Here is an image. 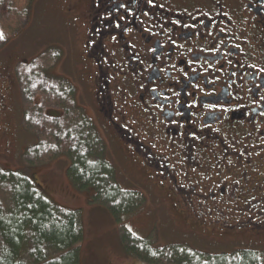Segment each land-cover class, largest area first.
Segmentation results:
<instances>
[{
  "label": "flooded vegetation",
  "instance_id": "obj_1",
  "mask_svg": "<svg viewBox=\"0 0 264 264\" xmlns=\"http://www.w3.org/2000/svg\"><path fill=\"white\" fill-rule=\"evenodd\" d=\"M87 1L96 109L143 180L211 214L264 187V0Z\"/></svg>",
  "mask_w": 264,
  "mask_h": 264
},
{
  "label": "rangeland",
  "instance_id": "obj_2",
  "mask_svg": "<svg viewBox=\"0 0 264 264\" xmlns=\"http://www.w3.org/2000/svg\"><path fill=\"white\" fill-rule=\"evenodd\" d=\"M77 2L81 3L77 5ZM83 3L87 7V0L13 1L17 10L10 15L12 24L3 25L6 41L0 49V166L5 170L23 168L25 152L39 140L33 134L39 126L32 120L38 117L40 108L56 101L54 93L59 92V87L66 90L64 87L67 83L74 90L71 100L84 111L105 142L106 158L114 165L122 189L140 192L145 198L137 212L118 221L109 207L91 203V196L95 193L93 189L80 191L71 185L67 176L71 161L66 155L28 170L36 187L42 189L52 203L62 208L81 210L84 230L81 264H144L126 254L123 228L131 232L136 245L137 240L144 239L152 248L182 245L213 255L229 254L240 249H264V220L260 221L264 219V201L260 199L264 187L258 188L255 184L254 189V184L248 182L247 188L252 187V190L246 192L245 184L238 191L236 199L239 202L236 206L232 203L228 208V201L226 211L211 214L204 212L196 203L194 212L179 203L182 200L175 187L146 183L139 163L133 162V157L128 158L127 148L111 137L96 109L97 88L92 83L93 77L86 72L85 62L89 59L84 53V42L88 37V18L85 7L82 8ZM70 7L76 9L70 10ZM15 26H19L20 30L13 34ZM41 71H46V77L52 78L49 81L53 93L40 89L43 81L36 72ZM31 74L35 76L29 78ZM26 87L31 91L30 96L23 91ZM35 104H39L40 108L33 107ZM50 112L58 111L52 108ZM259 170H263V167L260 166ZM255 181L258 184L260 178ZM253 193L254 197L251 195ZM0 196L8 208L10 201L6 193L1 191ZM244 196L255 202L256 208L235 210ZM207 219L212 221L201 224ZM255 222L258 223L255 225ZM236 223L238 225L234 230L224 227L225 224ZM168 253V258L173 257L171 252Z\"/></svg>",
  "mask_w": 264,
  "mask_h": 264
},
{
  "label": "trees",
  "instance_id": "obj_3",
  "mask_svg": "<svg viewBox=\"0 0 264 264\" xmlns=\"http://www.w3.org/2000/svg\"><path fill=\"white\" fill-rule=\"evenodd\" d=\"M13 1L0 0V49L6 41L3 25L12 24L10 15L17 10ZM19 30L20 27L15 26L13 34ZM36 74L43 81L40 89L53 93L49 81L52 78L46 77V71ZM34 76L31 74L29 78ZM69 86L65 84L66 90L59 87V92L54 93L56 101L47 107L33 106L40 108L38 117L32 120L39 126L33 133L39 140L25 152L23 168L5 170L0 166V195L3 191L10 201L7 208L0 196V264H81L84 236L81 210L52 203L29 177L30 168L47 165L66 155L71 161L67 170L71 185L80 191L93 189L91 203L109 207L118 221L137 212L145 201L143 194L124 190L118 183L115 167L106 158L105 142L84 111L71 100L74 90ZM23 91L30 96L29 87ZM52 108L58 112L52 114ZM122 239L126 254L144 264H165L166 261L173 264H264V249H240L213 255L182 245L152 248L144 239L137 240L136 245L126 228L122 230ZM168 251L173 257L168 258Z\"/></svg>",
  "mask_w": 264,
  "mask_h": 264
},
{
  "label": "snow or ice",
  "instance_id": "obj_4",
  "mask_svg": "<svg viewBox=\"0 0 264 264\" xmlns=\"http://www.w3.org/2000/svg\"><path fill=\"white\" fill-rule=\"evenodd\" d=\"M0 38H2V36H0Z\"/></svg>",
  "mask_w": 264,
  "mask_h": 264
},
{
  "label": "crops",
  "instance_id": "obj_5",
  "mask_svg": "<svg viewBox=\"0 0 264 264\" xmlns=\"http://www.w3.org/2000/svg\"><path fill=\"white\" fill-rule=\"evenodd\" d=\"M139 264V263H138Z\"/></svg>",
  "mask_w": 264,
  "mask_h": 264
}]
</instances>
